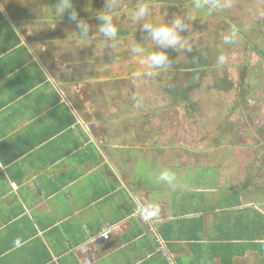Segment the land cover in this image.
I'll list each match as a JSON object with an SVG mask.
<instances>
[{"label": "crops", "instance_id": "0c3cea01", "mask_svg": "<svg viewBox=\"0 0 264 264\" xmlns=\"http://www.w3.org/2000/svg\"><path fill=\"white\" fill-rule=\"evenodd\" d=\"M56 2L0 0V264H169L156 237L175 264H264V141L209 159L104 140L73 43L40 24Z\"/></svg>", "mask_w": 264, "mask_h": 264}, {"label": "rangeland", "instance_id": "374dc122", "mask_svg": "<svg viewBox=\"0 0 264 264\" xmlns=\"http://www.w3.org/2000/svg\"><path fill=\"white\" fill-rule=\"evenodd\" d=\"M145 2L150 10L147 22L161 24L175 16L183 17L190 30L181 35L191 42L192 53L202 54L205 63L212 65L203 80L195 82L191 98L196 111L191 117L169 92L170 86L185 88L192 77L181 68L189 53L168 49L173 60L171 68L152 78H132L134 72L144 69V57L133 55L131 48L141 44L148 52L156 50L142 30V22L133 19L137 0H114V23L129 34L107 43L98 32L100 22L96 19V13L105 8V0H73V6L87 14L82 18L90 25L88 37L80 35L66 15L46 17L45 23H40L41 17H33L34 23L46 24L56 35L60 33L58 36L68 41L67 45L73 43L72 48L60 52L67 54L66 64L74 68L76 64L77 74L82 72L86 90L93 95L88 100L97 102L93 113L98 116H93L108 126L104 140H147L146 148L156 147L157 151L178 156L205 153L209 159L214 158L213 154L232 153L235 149L229 144L236 140H247L241 149L252 147L255 140L264 141V60L253 50L255 46L264 50V0H228L230 7L203 19L193 7V0ZM233 28L239 37L234 44H225L224 37ZM55 32L51 31L50 36L55 37ZM220 56L225 58L223 64L218 63ZM112 115L116 116L114 129L107 125L114 121ZM180 160L182 166L190 163L187 156ZM175 183L181 185L179 179Z\"/></svg>", "mask_w": 264, "mask_h": 264}, {"label": "clouds", "instance_id": "9594fccd", "mask_svg": "<svg viewBox=\"0 0 264 264\" xmlns=\"http://www.w3.org/2000/svg\"><path fill=\"white\" fill-rule=\"evenodd\" d=\"M114 0H105V8L103 11L96 13V19L100 22L98 32L104 38L105 42L115 41L119 35V28L114 23L113 15L116 9L113 7ZM193 7L203 19L207 16L222 12L230 7L228 0H193ZM56 9L59 11V17L66 15L70 24H75L79 34L88 37L90 25L82 18L79 12L73 6V0H57ZM150 15L148 4L145 0H137L133 11V19L142 22V30L148 34V38L156 45V50L148 52L141 44H136L131 48L133 55H141L144 57V69L136 71L132 74L133 79L152 78L159 74L161 70L169 69L173 65L166 50L172 49L179 52L192 53L194 47L186 36L181 33L190 30L189 24L183 17L175 16L169 22L154 24L146 21V17ZM239 37L238 31L233 28L230 33L224 37L225 44H234ZM31 52V49H29ZM225 58L218 57V63L223 64ZM162 178L168 179L167 174Z\"/></svg>", "mask_w": 264, "mask_h": 264}, {"label": "trees", "instance_id": "16d2710c", "mask_svg": "<svg viewBox=\"0 0 264 264\" xmlns=\"http://www.w3.org/2000/svg\"><path fill=\"white\" fill-rule=\"evenodd\" d=\"M82 17V16H81ZM129 31H119L118 37H123L125 35H128ZM253 50L257 53V55L261 56L264 60V50L258 48L255 46ZM189 57L187 58L186 63L181 64V68L183 67V71L187 70L189 74L192 75L190 79H188V84L185 88L179 89L177 87L173 86L169 87V92L171 93V96L174 98L175 103L182 107L186 111V115L188 117H191L194 115V112L196 111V108L193 106L194 102L191 98V93L195 88V82L196 81H202L203 78L206 76V73L211 70L212 65H207L205 63L204 57L202 54H196V53H189ZM223 87V86H222Z\"/></svg>", "mask_w": 264, "mask_h": 264}, {"label": "built area", "instance_id": "2783aa9c", "mask_svg": "<svg viewBox=\"0 0 264 264\" xmlns=\"http://www.w3.org/2000/svg\"><path fill=\"white\" fill-rule=\"evenodd\" d=\"M111 230H108L104 233L103 237L108 238V235ZM156 242L159 245L160 254L169 262V264H175L173 258L171 257L170 253L168 252L166 242L162 240L160 237H156Z\"/></svg>", "mask_w": 264, "mask_h": 264}]
</instances>
